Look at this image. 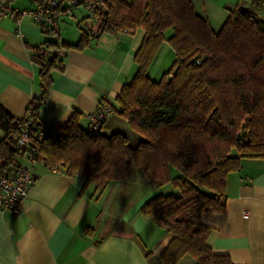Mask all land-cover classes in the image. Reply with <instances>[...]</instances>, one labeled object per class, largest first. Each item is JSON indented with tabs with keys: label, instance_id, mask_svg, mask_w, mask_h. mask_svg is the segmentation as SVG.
<instances>
[{
	"label": "trees",
	"instance_id": "trees-1",
	"mask_svg": "<svg viewBox=\"0 0 264 264\" xmlns=\"http://www.w3.org/2000/svg\"><path fill=\"white\" fill-rule=\"evenodd\" d=\"M103 1V16L88 15L94 29L81 25L85 19L78 23L81 37L76 43L45 45L81 49L102 32L143 29L134 54L136 72L112 108L142 140L131 146L123 132L84 130L74 113L66 126L45 125L38 156L48 167L85 177V185L93 183L96 192L110 181L131 178L136 170L154 189L171 184L178 194H157L141 207L171 234L160 253L163 263L177 264L190 256L194 264H234L227 254L213 251L207 242L210 227L197 219L205 212L226 211L227 175L241 169L243 158L264 159V21L239 7L214 31L195 10L194 0ZM169 29L171 35L165 37ZM164 41L176 59L155 80L148 69ZM35 61L41 93L27 110L40 120L53 73L63 71L64 59L56 50L46 57L36 52ZM26 121V115L16 119L0 106V172L18 163L16 142ZM29 127L37 129L34 123Z\"/></svg>",
	"mask_w": 264,
	"mask_h": 264
},
{
	"label": "crops",
	"instance_id": "crops-1",
	"mask_svg": "<svg viewBox=\"0 0 264 264\" xmlns=\"http://www.w3.org/2000/svg\"><path fill=\"white\" fill-rule=\"evenodd\" d=\"M14 6L24 9L31 4L19 0ZM239 7L252 10L264 21V0H247L234 11ZM74 12L78 28L72 27L73 20L68 18H61L51 31L28 16L12 15L0 21V106L16 119L25 117L30 102L41 93L37 48H47L46 41L76 43L81 37L78 23L83 19L81 25L95 28L83 7ZM164 34L168 37L171 31ZM144 36L141 28L102 32L81 49L48 48L62 55L64 68L53 73L48 99L38 113L41 122L66 126L72 115L79 113V125L86 130L89 115L99 105L116 108L123 84L136 72L134 54ZM160 59L161 67L156 69ZM175 59L173 48L164 41L148 75L160 79ZM126 124L127 120L113 112L101 132L126 133ZM3 136L0 128V139ZM34 172L36 178L21 214L0 210V264H120L114 257L92 255L117 228L142 251L145 264H164L160 253L171 234L144 215L141 207L157 194L175 193L171 184L154 189L144 173L136 170L131 178L110 181L103 191L96 192L94 184L85 185L86 178L80 175L51 172L40 164ZM226 196L224 213L205 212L197 219L210 227L208 244L214 252L227 254L234 264H264V159L243 158L241 169L227 175ZM194 263L192 257L185 256L177 264Z\"/></svg>",
	"mask_w": 264,
	"mask_h": 264
},
{
	"label": "built area",
	"instance_id": "built-area-1",
	"mask_svg": "<svg viewBox=\"0 0 264 264\" xmlns=\"http://www.w3.org/2000/svg\"><path fill=\"white\" fill-rule=\"evenodd\" d=\"M17 1L19 0H0V21L12 15L18 18L28 16L47 30H56L58 21L61 18H74V11L79 6L96 18L103 16L106 11L103 0H26L31 6L24 9L14 6ZM36 52L42 57L53 53L43 47L37 48ZM111 114L113 110L110 105L105 103L99 105L97 111L89 115L88 129L98 131ZM26 116L27 121L23 123L22 133L16 142L19 161L14 167L0 172V210L14 216L22 212L23 202L36 178L34 170L38 164L51 172L61 171L58 166H46L44 160L38 156L37 144L43 139L46 124L31 116L30 109L27 110ZM31 123L37 127L35 131L30 129Z\"/></svg>",
	"mask_w": 264,
	"mask_h": 264
},
{
	"label": "rangeland",
	"instance_id": "rangeland-1",
	"mask_svg": "<svg viewBox=\"0 0 264 264\" xmlns=\"http://www.w3.org/2000/svg\"><path fill=\"white\" fill-rule=\"evenodd\" d=\"M194 7L195 10L201 12V14L206 15L209 17V20L211 21L212 25L215 30L218 31L220 30L222 24L228 17V15L234 11L235 6L238 4L241 6H244L247 4V0H194ZM76 13L78 17H80L79 11L76 10ZM73 23L72 27L78 28L76 26V21L78 20L77 18H72ZM168 32L171 31V29L167 30ZM166 31V32H167ZM162 58V57H161ZM161 59L158 61L156 64V69L161 67ZM106 131L104 132L105 135H110L111 133L115 131H108L109 129H105ZM126 134L129 144L131 146H136L138 144L137 137L140 136H133V135H139L135 131H133L128 124H126ZM134 133V134H133ZM129 134V135H128ZM176 194H178V190H174Z\"/></svg>",
	"mask_w": 264,
	"mask_h": 264
},
{
	"label": "clouds",
	"instance_id": "clouds-1",
	"mask_svg": "<svg viewBox=\"0 0 264 264\" xmlns=\"http://www.w3.org/2000/svg\"><path fill=\"white\" fill-rule=\"evenodd\" d=\"M113 235L94 252L93 256L101 258L114 257L120 264H145L142 251L136 247L121 229H113Z\"/></svg>",
	"mask_w": 264,
	"mask_h": 264
},
{
	"label": "water",
	"instance_id": "water-1",
	"mask_svg": "<svg viewBox=\"0 0 264 264\" xmlns=\"http://www.w3.org/2000/svg\"><path fill=\"white\" fill-rule=\"evenodd\" d=\"M48 59H51V57H49Z\"/></svg>",
	"mask_w": 264,
	"mask_h": 264
}]
</instances>
